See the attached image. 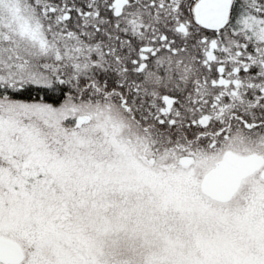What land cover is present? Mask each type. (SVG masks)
<instances>
[{
  "label": "snow or ice",
  "instance_id": "obj_1",
  "mask_svg": "<svg viewBox=\"0 0 264 264\" xmlns=\"http://www.w3.org/2000/svg\"><path fill=\"white\" fill-rule=\"evenodd\" d=\"M0 264H264V0H0Z\"/></svg>",
  "mask_w": 264,
  "mask_h": 264
},
{
  "label": "rangeland",
  "instance_id": "obj_2",
  "mask_svg": "<svg viewBox=\"0 0 264 264\" xmlns=\"http://www.w3.org/2000/svg\"><path fill=\"white\" fill-rule=\"evenodd\" d=\"M28 97V96H27ZM32 98L34 99V95L32 94ZM22 100L28 101L29 98H21Z\"/></svg>",
  "mask_w": 264,
  "mask_h": 264
},
{
  "label": "trees",
  "instance_id": "obj_3",
  "mask_svg": "<svg viewBox=\"0 0 264 264\" xmlns=\"http://www.w3.org/2000/svg\"><path fill=\"white\" fill-rule=\"evenodd\" d=\"M33 95H34V98H35V94L33 93ZM19 99H21V98H29V97H27V96H22V97H18Z\"/></svg>",
  "mask_w": 264,
  "mask_h": 264
}]
</instances>
